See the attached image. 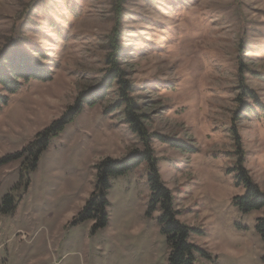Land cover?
<instances>
[{"label":"rangeland","instance_id":"rangeland-1","mask_svg":"<svg viewBox=\"0 0 264 264\" xmlns=\"http://www.w3.org/2000/svg\"><path fill=\"white\" fill-rule=\"evenodd\" d=\"M120 0H0L1 51L40 49L50 81L33 80L0 111V264H168L170 248L150 213L149 166L112 179L109 222H76L97 167L144 145L109 96L50 137L36 167L25 152L82 92L103 80ZM123 69L144 105L162 181L180 220L199 232L196 264H264L256 230L264 209L242 212L240 156L264 190V113L242 116L240 77L264 105V0H122ZM252 103V99L243 98ZM76 222V223H75Z\"/></svg>","mask_w":264,"mask_h":264},{"label":"trees","instance_id":"trees-1","mask_svg":"<svg viewBox=\"0 0 264 264\" xmlns=\"http://www.w3.org/2000/svg\"><path fill=\"white\" fill-rule=\"evenodd\" d=\"M121 2L122 0L116 7L118 21L110 45L113 51L107 58L108 68L102 82L90 91L82 92L75 104L70 106L60 119L40 133L24 151L31 155V167H36L40 155L50 142V137L62 131L86 106H96L107 98L111 89L115 88L116 100L105 109L104 113L108 115L122 110L124 121L139 136L144 149L133 150L121 160L106 158L98 165L95 190L76 222L96 220V228L107 226L110 206L108 196L112 188V179L130 172L146 162L149 166L148 181L151 189L150 213L161 208L162 214L159 222L170 248L168 264H196L198 258L209 257V254L190 241L191 235L199 231L192 229L180 220V211L175 207L173 195L161 179L159 160L155 157L151 143L154 136H157L156 138H159L161 142L174 148L184 149L186 145L167 137L150 135L147 129L146 121L149 117L144 113V105L135 97L137 88L128 78L129 74L123 69L121 61L124 50L121 44L123 34L121 20L124 14ZM33 52L27 51L18 41L11 43L9 47L1 51L0 111L9 103L10 96L17 93L25 83L33 80L50 81L52 79V71L45 65L47 57L40 49ZM239 87L241 90L239 99L241 115L246 117L259 111L264 113V105L257 93L246 85L243 76L240 77ZM243 98L252 99V103L246 102ZM235 169L238 171V184H243L246 189L243 196L235 197V205L244 213L263 210L264 190L252 179L249 171L244 167L243 155L240 156ZM256 230L264 241V216L257 220Z\"/></svg>","mask_w":264,"mask_h":264}]
</instances>
